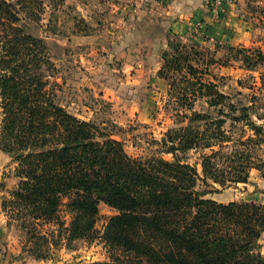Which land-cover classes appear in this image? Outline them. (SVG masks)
I'll return each instance as SVG.
<instances>
[{
  "label": "trees",
  "instance_id": "16d2710c",
  "mask_svg": "<svg viewBox=\"0 0 264 264\" xmlns=\"http://www.w3.org/2000/svg\"><path fill=\"white\" fill-rule=\"evenodd\" d=\"M44 11V0H0V149L20 179L0 197V210L8 226L24 229L21 250L44 260L64 237L92 239L106 203L116 210L103 233L110 259L90 264H264V202H219L198 189L201 178L247 184L254 168L263 169L264 79L260 95L235 101L204 78L214 59H203L200 41L170 38L159 74L185 111L157 150L174 160L135 157L125 149L122 126L81 119L57 102ZM230 49L247 71L264 60L259 48ZM200 100L206 111L195 109ZM191 151L200 153L202 176L187 162ZM64 205L72 214L68 226Z\"/></svg>",
  "mask_w": 264,
  "mask_h": 264
},
{
  "label": "rangeland",
  "instance_id": "374dc122",
  "mask_svg": "<svg viewBox=\"0 0 264 264\" xmlns=\"http://www.w3.org/2000/svg\"><path fill=\"white\" fill-rule=\"evenodd\" d=\"M42 34L52 41L58 67L55 98L81 119L111 120L122 126L126 151L135 157L160 154L157 144L172 127L181 124L185 111L160 77L162 54L170 38L184 42L200 41L205 61L214 59L204 78L221 90L249 102L262 86L264 60L255 70L242 68L231 47L259 48L264 51V0H64L55 6L44 0ZM224 61H229L226 63ZM226 63V64H225ZM256 87V89H255ZM264 109V97L258 102ZM195 109L206 111L200 100ZM263 111V110H261ZM1 119V108H0ZM264 123V121H258ZM264 159V147L260 151ZM187 162L202 176L200 153L191 151ZM16 164L0 149V197L9 196L20 179ZM263 169L254 168L247 184L222 185L212 180L198 181L207 198L219 202L256 199L264 202ZM94 237L68 241L53 247L51 264H90L110 259L104 229L116 210L100 204ZM62 217L68 226L72 219L66 205ZM5 210H0V264L31 263L27 251L15 250L24 243V229L8 226ZM264 253V235L261 239ZM20 249V248H19ZM44 259V260H48ZM37 261V259H35Z\"/></svg>",
  "mask_w": 264,
  "mask_h": 264
},
{
  "label": "crops",
  "instance_id": "0c3cea01",
  "mask_svg": "<svg viewBox=\"0 0 264 264\" xmlns=\"http://www.w3.org/2000/svg\"><path fill=\"white\" fill-rule=\"evenodd\" d=\"M20 248V249H19ZM17 248V250H15L17 253H21V247ZM31 260L30 264H51L52 259H48V260H35V259H29ZM22 264H26V263H22ZM28 264V263H27Z\"/></svg>",
  "mask_w": 264,
  "mask_h": 264
},
{
  "label": "built area",
  "instance_id": "2783aa9c",
  "mask_svg": "<svg viewBox=\"0 0 264 264\" xmlns=\"http://www.w3.org/2000/svg\"><path fill=\"white\" fill-rule=\"evenodd\" d=\"M224 0H214V3H216L217 5L221 4Z\"/></svg>",
  "mask_w": 264,
  "mask_h": 264
}]
</instances>
